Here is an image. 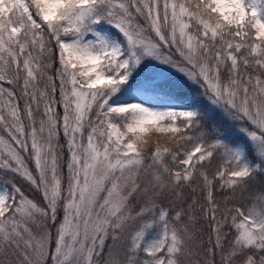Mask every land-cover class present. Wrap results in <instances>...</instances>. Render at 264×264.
<instances>
[{"label":"snow or ice","instance_id":"snow-or-ice-1","mask_svg":"<svg viewBox=\"0 0 264 264\" xmlns=\"http://www.w3.org/2000/svg\"><path fill=\"white\" fill-rule=\"evenodd\" d=\"M0 264H264V0H0Z\"/></svg>","mask_w":264,"mask_h":264},{"label":"trees","instance_id":"trees-1","mask_svg":"<svg viewBox=\"0 0 264 264\" xmlns=\"http://www.w3.org/2000/svg\"><path fill=\"white\" fill-rule=\"evenodd\" d=\"M34 196H35V198L37 199V200H39V197L38 196H36V194H33Z\"/></svg>","mask_w":264,"mask_h":264}]
</instances>
